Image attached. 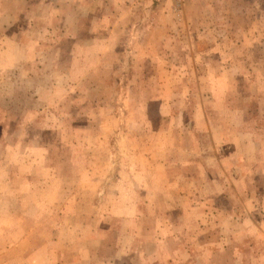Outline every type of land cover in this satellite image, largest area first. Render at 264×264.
Listing matches in <instances>:
<instances>
[{
	"label": "rangeland",
	"instance_id": "obj_1",
	"mask_svg": "<svg viewBox=\"0 0 264 264\" xmlns=\"http://www.w3.org/2000/svg\"><path fill=\"white\" fill-rule=\"evenodd\" d=\"M0 264H264V0H0Z\"/></svg>",
	"mask_w": 264,
	"mask_h": 264
},
{
	"label": "crops",
	"instance_id": "obj_2",
	"mask_svg": "<svg viewBox=\"0 0 264 264\" xmlns=\"http://www.w3.org/2000/svg\"><path fill=\"white\" fill-rule=\"evenodd\" d=\"M214 106L221 108L220 112L218 111V114H221V117L217 118L218 120H210L206 117L203 111L202 113H199V115L196 114L193 120L194 127L207 131L208 137L211 141V149L213 150L211 157L209 155L210 153L208 154V158L212 159L210 160L212 162L207 165L208 167L211 165L213 169H204L205 175H208V178H204L203 183H195L201 186H203L204 183H210V185L208 184L210 189L223 191L224 189H227V182L223 181V177L228 178L230 168L233 167V164L240 167V163H242L241 170H243L245 165H247V160L256 157L253 146L257 141H255V129L250 125V128H247L240 109L231 108L226 102H218L214 104ZM230 143L235 147V155L232 157L234 160L236 159L237 162L234 161L233 163H229L230 156L227 152L226 146L230 145ZM178 165L183 168L189 165V162L187 159H181ZM179 171L183 173L185 169ZM212 177L216 179H211ZM201 186L197 185L196 187L200 190L202 189L200 188ZM191 187V189L195 188V186ZM177 189L185 190L188 188L183 187ZM176 251L178 252V250H174L175 254Z\"/></svg>",
	"mask_w": 264,
	"mask_h": 264
}]
</instances>
